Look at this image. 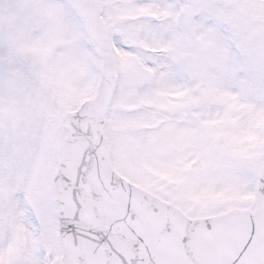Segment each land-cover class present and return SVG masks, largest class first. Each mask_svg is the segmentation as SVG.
<instances>
[{"label": "snow or ice", "instance_id": "1", "mask_svg": "<svg viewBox=\"0 0 264 264\" xmlns=\"http://www.w3.org/2000/svg\"><path fill=\"white\" fill-rule=\"evenodd\" d=\"M0 264H264V0H0Z\"/></svg>", "mask_w": 264, "mask_h": 264}]
</instances>
